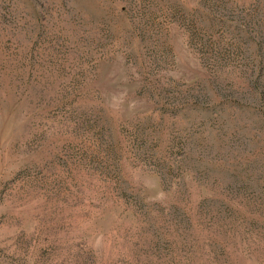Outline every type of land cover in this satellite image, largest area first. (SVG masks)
<instances>
[{"label": "rangeland", "instance_id": "obj_1", "mask_svg": "<svg viewBox=\"0 0 264 264\" xmlns=\"http://www.w3.org/2000/svg\"><path fill=\"white\" fill-rule=\"evenodd\" d=\"M0 264H264V0H0Z\"/></svg>", "mask_w": 264, "mask_h": 264}, {"label": "trees", "instance_id": "obj_2", "mask_svg": "<svg viewBox=\"0 0 264 264\" xmlns=\"http://www.w3.org/2000/svg\"><path fill=\"white\" fill-rule=\"evenodd\" d=\"M258 8V7H257ZM259 9V8H258Z\"/></svg>", "mask_w": 264, "mask_h": 264}]
</instances>
